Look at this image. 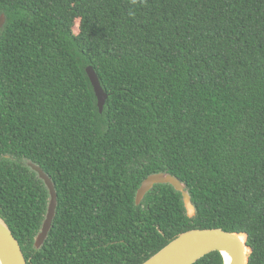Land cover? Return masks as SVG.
Segmentation results:
<instances>
[{"label":"trees","instance_id":"1","mask_svg":"<svg viewBox=\"0 0 264 264\" xmlns=\"http://www.w3.org/2000/svg\"><path fill=\"white\" fill-rule=\"evenodd\" d=\"M2 14L0 216L28 264H142L195 229L247 234L264 264V0H0ZM28 161L58 194L39 250L49 192ZM165 172L194 218L168 184L136 205Z\"/></svg>","mask_w":264,"mask_h":264},{"label":"water","instance_id":"2","mask_svg":"<svg viewBox=\"0 0 264 264\" xmlns=\"http://www.w3.org/2000/svg\"><path fill=\"white\" fill-rule=\"evenodd\" d=\"M6 17L0 16V32L5 25ZM86 72L93 86L98 101L99 112L102 114L109 94L101 85L100 79L92 66ZM27 166L33 170L45 184L49 192V204L41 230L35 238V248L41 249L49 237L56 218L58 194L53 180L37 164L28 161ZM171 185L183 196L184 206L189 218L197 214L187 185L170 173L150 175L141 184L136 195V205L142 204L145 196L156 185ZM213 252H219L224 264H249L253 252L248 246V235L230 233L223 229H195L177 236L161 251L142 264H195L200 259ZM0 264H28L18 240L13 235L9 225L0 216Z\"/></svg>","mask_w":264,"mask_h":264}]
</instances>
